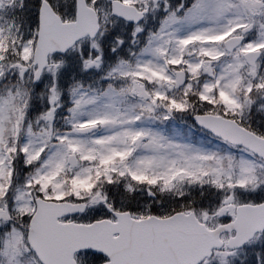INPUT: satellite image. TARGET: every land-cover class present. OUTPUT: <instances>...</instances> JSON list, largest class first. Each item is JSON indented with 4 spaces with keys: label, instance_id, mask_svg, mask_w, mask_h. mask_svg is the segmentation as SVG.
Wrapping results in <instances>:
<instances>
[{
    "label": "snow or ice",
    "instance_id": "1",
    "mask_svg": "<svg viewBox=\"0 0 264 264\" xmlns=\"http://www.w3.org/2000/svg\"><path fill=\"white\" fill-rule=\"evenodd\" d=\"M0 264H264V0H0Z\"/></svg>",
    "mask_w": 264,
    "mask_h": 264
}]
</instances>
